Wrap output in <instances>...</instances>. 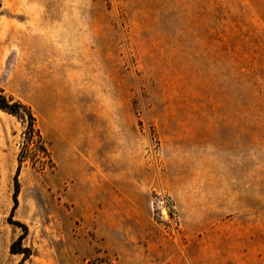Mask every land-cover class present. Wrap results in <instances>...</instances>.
Segmentation results:
<instances>
[{
  "label": "rangeland",
  "instance_id": "1",
  "mask_svg": "<svg viewBox=\"0 0 264 264\" xmlns=\"http://www.w3.org/2000/svg\"><path fill=\"white\" fill-rule=\"evenodd\" d=\"M0 89V264H264V0H0Z\"/></svg>",
  "mask_w": 264,
  "mask_h": 264
},
{
  "label": "trees",
  "instance_id": "2",
  "mask_svg": "<svg viewBox=\"0 0 264 264\" xmlns=\"http://www.w3.org/2000/svg\"><path fill=\"white\" fill-rule=\"evenodd\" d=\"M0 109L14 115L17 117H21L22 119H26L27 120V125H28V129L30 132V137L36 136L37 137V145H38V151H40L41 153H43L44 155H47V150L42 142L40 133L38 131L37 128H35V117L30 109V107L24 103H22L21 101L18 100H14L8 96H6L3 92L2 89H0ZM25 157L23 154H20L19 159H18V167H17V172L19 170V166L21 164L22 158ZM17 177V176H16ZM16 184H18L17 182V178H16ZM17 192V189H16ZM14 202L16 203V195L14 196ZM15 205V204H14ZM14 207V206H13ZM22 227H25L23 224H20ZM11 250L13 252H18V251H22V250H17L15 249L14 244H12L11 246Z\"/></svg>",
  "mask_w": 264,
  "mask_h": 264
},
{
  "label": "built area",
  "instance_id": "3",
  "mask_svg": "<svg viewBox=\"0 0 264 264\" xmlns=\"http://www.w3.org/2000/svg\"><path fill=\"white\" fill-rule=\"evenodd\" d=\"M152 205L158 209V211L162 214V216L167 217L169 215V206L167 205L165 199L160 194L154 197L152 201Z\"/></svg>",
  "mask_w": 264,
  "mask_h": 264
}]
</instances>
